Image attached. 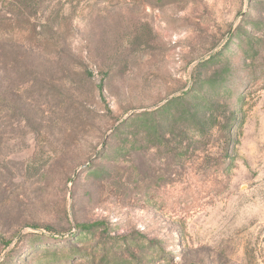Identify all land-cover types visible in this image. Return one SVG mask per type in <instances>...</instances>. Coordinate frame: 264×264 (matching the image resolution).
<instances>
[{
  "label": "rangeland",
  "instance_id": "1",
  "mask_svg": "<svg viewBox=\"0 0 264 264\" xmlns=\"http://www.w3.org/2000/svg\"><path fill=\"white\" fill-rule=\"evenodd\" d=\"M0 264H264V0H0Z\"/></svg>",
  "mask_w": 264,
  "mask_h": 264
},
{
  "label": "trees",
  "instance_id": "2",
  "mask_svg": "<svg viewBox=\"0 0 264 264\" xmlns=\"http://www.w3.org/2000/svg\"><path fill=\"white\" fill-rule=\"evenodd\" d=\"M18 1H20V0H18ZM98 224H99L98 222H94L91 224H81L79 227L81 230H90L93 227L97 226Z\"/></svg>",
  "mask_w": 264,
  "mask_h": 264
}]
</instances>
